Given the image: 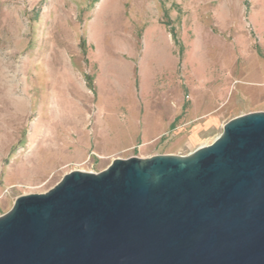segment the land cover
<instances>
[{
    "label": "rangeland",
    "instance_id": "374dc122",
    "mask_svg": "<svg viewBox=\"0 0 264 264\" xmlns=\"http://www.w3.org/2000/svg\"><path fill=\"white\" fill-rule=\"evenodd\" d=\"M166 92L181 94L177 134L127 145L128 107ZM208 108L214 124L199 116ZM256 111L264 0H0V215L72 170L185 155Z\"/></svg>",
    "mask_w": 264,
    "mask_h": 264
},
{
    "label": "water",
    "instance_id": "95a60500",
    "mask_svg": "<svg viewBox=\"0 0 264 264\" xmlns=\"http://www.w3.org/2000/svg\"><path fill=\"white\" fill-rule=\"evenodd\" d=\"M0 264H264V111L188 154L114 158L16 197Z\"/></svg>",
    "mask_w": 264,
    "mask_h": 264
},
{
    "label": "crops",
    "instance_id": "0c3cea01",
    "mask_svg": "<svg viewBox=\"0 0 264 264\" xmlns=\"http://www.w3.org/2000/svg\"><path fill=\"white\" fill-rule=\"evenodd\" d=\"M171 100H173V103L175 102L178 105L177 110L170 104ZM209 102L207 101L206 104L208 105L212 103ZM143 105L144 107L156 106V111L153 113L147 111L146 114L142 116L141 119H139L136 110L137 108H143ZM180 105L181 94H171L169 92H166L158 97L157 102L151 99L143 103L139 99H134L132 104L128 107V126L131 125V129L129 130L130 127L126 128V134L128 133L127 135L129 136L128 142H126L127 145L146 144L167 137L168 135L174 136L177 134L180 124L174 126V123L180 114ZM212 109L213 108H208L199 114V116H206L205 122L207 125L214 124L217 121V117L213 114H210ZM109 123L111 131L116 132V134H118V138L124 136L122 133L124 128L122 129L119 126L117 117L111 118ZM171 130L172 133H170Z\"/></svg>",
    "mask_w": 264,
    "mask_h": 264
},
{
    "label": "bare ground",
    "instance_id": "6f19581e",
    "mask_svg": "<svg viewBox=\"0 0 264 264\" xmlns=\"http://www.w3.org/2000/svg\"><path fill=\"white\" fill-rule=\"evenodd\" d=\"M122 91H125V90H123V88L121 89V91H119V96L121 95V96H125L126 94H125V92H122Z\"/></svg>",
    "mask_w": 264,
    "mask_h": 264
}]
</instances>
